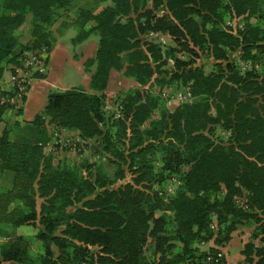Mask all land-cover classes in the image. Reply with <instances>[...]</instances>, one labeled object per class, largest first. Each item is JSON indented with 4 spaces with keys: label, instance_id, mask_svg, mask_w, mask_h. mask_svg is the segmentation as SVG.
I'll list each match as a JSON object with an SVG mask.
<instances>
[{
    "label": "trees",
    "instance_id": "trees-1",
    "mask_svg": "<svg viewBox=\"0 0 264 264\" xmlns=\"http://www.w3.org/2000/svg\"><path fill=\"white\" fill-rule=\"evenodd\" d=\"M72 1L0 0V95L12 93L2 86L6 71L52 50V28L64 17L77 31L73 45L99 37L84 62L90 91L51 90L32 121L0 133V264H227L218 249L199 247L215 235L213 215L220 243L238 224H256L259 242L245 245L244 264H264V0H99L109 3L70 14ZM232 17L243 26L227 25ZM150 33L176 46L143 41ZM201 54L212 58L211 71L197 64ZM113 71L137 87L120 93L109 114ZM173 81L190 100L170 110L150 87ZM22 107L0 103V122ZM47 125L95 139L105 160L56 163ZM218 128L226 137L215 138ZM6 170L14 172L10 189L1 185ZM127 172L131 180L113 187ZM173 176L172 195L156 191ZM26 225L37 232L18 230Z\"/></svg>",
    "mask_w": 264,
    "mask_h": 264
},
{
    "label": "rangeland",
    "instance_id": "rangeland-1",
    "mask_svg": "<svg viewBox=\"0 0 264 264\" xmlns=\"http://www.w3.org/2000/svg\"><path fill=\"white\" fill-rule=\"evenodd\" d=\"M99 0H73L70 5V14L75 13V10L80 7L81 5H86L89 7H102L104 4L109 3L103 2L99 3ZM98 2V3H97ZM103 4V5H101ZM58 21L54 26V30L52 28V33L55 34V37H59L61 40V44L65 45L69 48V55H72L71 57H66L62 59L61 57H58L55 63V71L53 73V76L55 78V88L53 90H65L67 88L71 87H80L86 89V80L87 75L83 72V70L89 74L90 72H87L84 69V62L87 59L86 57L89 56H95V52L98 46L99 37L98 35H92L86 42H85V48L84 51L82 49V44L80 45H73L72 44V38L76 35L77 31L75 28L71 27L66 30V33L63 34L65 30V26L62 22ZM227 25L232 26L234 29L239 28L240 26H243L244 20L242 17H232L227 18L226 22ZM63 34V35H62ZM29 26L25 25L22 27L21 31V38L23 43H25L29 39ZM143 41H154L156 43H159L163 50H167V47L169 46H176V43L173 41V39L165 33H150L147 35L142 36ZM72 45V46H71ZM71 47V48H70ZM85 52V53H84ZM86 54V55H84ZM178 55L180 57H183L187 59L184 53L178 52ZM50 56V53H49ZM234 56H237V53H234ZM64 57V56H63ZM49 60V59H48ZM198 65H203L205 70L207 72L211 71L213 69V60L212 58H209L205 54H201L200 58L197 60ZM82 66V67H81ZM174 67V61L172 58L168 59L167 68L173 69ZM83 70H82V69ZM258 68V67H257ZM260 68V65H259ZM264 69V65H263ZM51 71L52 73V65L50 64L47 66L45 76L48 75V72ZM160 74L159 76H161ZM167 78L169 79L170 75L166 74ZM44 76V77H45ZM165 77V76H164ZM36 79H41L39 77L35 78L30 87L32 86L33 82ZM9 84L8 89L11 87V73L9 75V80L7 81ZM30 87L28 88L27 92H29ZM137 87V83L135 80L125 77L124 74L120 71H113L110 78V83L106 92V104L104 106V109L107 111V113H111L113 111H117L118 103L116 98L122 93L123 91L129 90L131 88ZM146 88H149L146 86ZM150 89L152 92L155 93V95L161 94L162 103L161 106L167 107V109L173 110L179 105L187 102L190 100V94L189 89L186 86H181L180 88L177 85L176 81L171 82L170 84L165 85L164 87H161L158 83H154L153 87L151 86ZM89 90V88H88ZM11 91V90H8ZM118 115V112H117ZM215 138L217 139L218 136L220 137H226V133L223 132L221 129H217ZM86 141V140H85ZM88 141V140H87ZM97 142L95 139H91L86 143H83L79 149H73L69 146H59L57 150L54 151L55 153V161L61 162L66 161L70 163H76L81 164L82 161L88 160L89 163H96L99 161H104L105 154H100L97 148ZM49 152V150H48ZM53 152V151H50ZM112 168V167H111ZM112 171V169H110ZM132 174L130 172H127V177L119 181L117 184H115L113 187H118L128 181L131 180ZM180 184L179 178L173 176L168 178L162 183H157L154 188L156 191H158L160 194L164 195L165 197H169L173 194V192L176 190L177 186ZM246 201V198L239 197L237 198V202L240 206H243ZM213 231H215V235L210 238L208 241H202L199 244L200 249L202 250H208L210 247H214L220 251V254L223 255L227 259V264H244L245 263V256L243 255L242 251L245 248V245L250 241H254L255 243L259 242V237H254V233L256 231V224L254 225H247L245 223L238 224L236 229H234L230 236L229 240L224 241L222 243L218 242V225L216 220V215H213V224H212ZM20 232L24 234H33L37 232V229L33 226H22L18 228ZM222 239L224 235L222 234L220 236ZM221 239V240H222ZM225 239V238H224ZM220 240V241H221ZM152 250H153V243L150 241L146 246V254L149 258L152 256ZM252 264V263H249Z\"/></svg>",
    "mask_w": 264,
    "mask_h": 264
},
{
    "label": "crops",
    "instance_id": "crops-1",
    "mask_svg": "<svg viewBox=\"0 0 264 264\" xmlns=\"http://www.w3.org/2000/svg\"><path fill=\"white\" fill-rule=\"evenodd\" d=\"M64 18L62 20H60V22H62L63 25L65 26L64 27L65 30H64L63 34L66 33V30L68 28H71L68 24L65 23ZM53 30H54V28H53ZM59 37L56 38L55 34L52 33V39L54 41V44H53L52 50L50 51V56H49V60H48L49 68H50V64L52 65V73H51V71H49L47 76H45L44 78H41V79H36L33 82L32 86L30 87V90L27 94V97L23 103L22 112L20 114H17L14 111L8 110V112L4 115L2 122H0V133L3 131V129L6 126H9V127H12L13 129L18 130L17 124L25 125V123H27V121H32L35 118V116L38 113L42 112L43 109L45 108V106L47 104L48 94L51 90H53L55 88V81L56 80L53 76L55 68L53 67V65L55 66V63H56V60L58 57L62 56V59H64L66 57L72 56V55H69V51H70L69 48L67 46L61 44V40L59 39ZM84 44H85V42L82 43L83 51L85 48ZM84 55H86V54H84ZM91 57H93V56H89L86 58L88 59ZM83 72L87 75L85 88L87 90L89 88L88 91H90L89 86H90V80H91V73L87 74L84 70H83ZM10 73H11V70L6 71L5 76H4V80L2 82V86L5 87V89H8V86H9L7 81L9 80ZM46 128L48 129V134H51V132H53L52 130H54V127H52L50 125H47ZM66 132H68L69 134H73V135L77 134L75 131L66 130ZM13 183H14V172L11 170L4 171L3 176H2V181H1L2 187L10 189L13 186ZM41 201L42 200L39 199L38 203L40 204ZM3 240H4V238L0 237V243ZM2 264H10V263L9 262H3Z\"/></svg>",
    "mask_w": 264,
    "mask_h": 264
},
{
    "label": "built area",
    "instance_id": "built-area-1",
    "mask_svg": "<svg viewBox=\"0 0 264 264\" xmlns=\"http://www.w3.org/2000/svg\"><path fill=\"white\" fill-rule=\"evenodd\" d=\"M49 53V48L43 47L36 52L28 53L22 58V64L13 67L10 83L12 93L6 96L0 95L1 104H9L14 109H19L22 106L32 81L37 78L38 74L46 73ZM52 133V140L45 145L49 152H54L59 146H69L70 149L79 147L80 149L81 145L87 142L77 135L69 134L65 129H55ZM219 255L221 256L220 253Z\"/></svg>",
    "mask_w": 264,
    "mask_h": 264
}]
</instances>
